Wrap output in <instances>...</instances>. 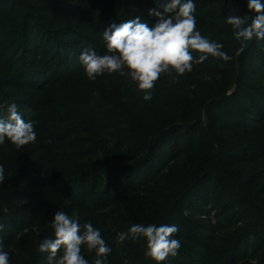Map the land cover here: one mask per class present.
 <instances>
[{"label":"trees","instance_id":"16d2710c","mask_svg":"<svg viewBox=\"0 0 264 264\" xmlns=\"http://www.w3.org/2000/svg\"><path fill=\"white\" fill-rule=\"evenodd\" d=\"M120 1L108 0L94 17L85 10L82 16L93 19L76 44L106 54L104 29L137 17L151 26L156 17L149 10L166 2ZM217 1L193 0L201 4L195 12L196 30L221 43L230 59L209 57L207 64H193L194 71L183 76L175 71L162 74L158 80L162 85L151 90V100H144L143 91L119 73L88 79L79 60L82 52L69 51L70 45L49 53L50 43L40 38L36 2L0 0V72L7 74L0 80V90H12L0 93V108L15 102L38 112L43 95L57 87L62 95L51 98L50 106H63V119L56 123L68 126L53 133L56 137L50 142L55 150L47 154L52 167L46 171L67 165L66 171L56 169L64 177L38 182V190L12 177L0 188V222L3 217L18 219L4 223L5 227L20 239L37 225L40 239H54L52 225L40 226L42 209H32L37 204L30 203L53 194V201L64 200L58 211L78 218L81 225L91 222L100 231L111 248L106 259L100 257L106 264H157L145 256L143 239L116 243L118 234L134 225L128 221L178 226L173 236L181 242L178 255L160 264H247L249 260L264 264V40L254 37L240 57L245 47L226 23L227 14L213 7ZM236 2L249 13L250 24L256 14L249 11V0ZM50 8L61 11V6ZM223 63H228L224 72L217 68ZM167 74L178 76L172 82ZM28 91L39 93L40 102L35 96L20 95ZM0 117L6 116L0 113ZM202 128L203 144L193 136L181 139V134L190 136ZM199 149H206L213 159L206 168L192 167L176 189L173 184L163 188L161 181L168 171ZM212 178L217 180V191L211 190ZM53 183L59 187H50ZM154 183L155 193L148 189ZM45 186L47 191H42ZM197 216L200 219L194 222ZM213 216L215 225H211ZM85 247L81 254L92 264L96 253ZM47 253L38 251L36 264H43Z\"/></svg>","mask_w":264,"mask_h":264},{"label":"clouds","instance_id":"9594fccd","mask_svg":"<svg viewBox=\"0 0 264 264\" xmlns=\"http://www.w3.org/2000/svg\"><path fill=\"white\" fill-rule=\"evenodd\" d=\"M249 11L255 16L245 26V18L231 15L225 19L231 25L235 38L247 46L254 37L264 40V3L249 0ZM196 5L193 0H166L160 9H150L156 17L149 26L140 18L122 23H112L103 31L106 54L98 55L92 48H86L79 57L85 67L88 79L95 80L105 72L119 73L129 77L139 90L146 93L144 100H151V90L162 74L175 71L179 76L191 72L193 64H201L209 57L228 61L230 57L223 51V45L202 36L196 30ZM198 53L194 56L193 53ZM8 139L17 148L34 142L37 138L32 121H26L12 103L7 116L0 117V145ZM5 169L0 165V183L5 181ZM54 239L44 238L39 243V252H48V264H89L81 254L82 246L88 252L95 251L92 264H104L111 253L100 231L92 223L81 225L64 211H57L52 219ZM3 225L0 224V230ZM179 232L176 225L134 224L127 232L118 234V241L131 239L145 241V256L157 264L168 257L178 255L181 248L179 239L173 238ZM62 250V254L58 256ZM0 264H9V253L3 249L0 240Z\"/></svg>","mask_w":264,"mask_h":264},{"label":"rangeland","instance_id":"374dc122","mask_svg":"<svg viewBox=\"0 0 264 264\" xmlns=\"http://www.w3.org/2000/svg\"><path fill=\"white\" fill-rule=\"evenodd\" d=\"M32 1L36 2L35 5L38 10L36 17L41 24L39 30L40 31L39 33H41L40 38L44 37L46 43L49 42L51 45V49L49 53L53 50L54 47H58L61 45L62 46L70 45V47H68L69 51L72 49L74 51L83 52L86 48H89L88 46L85 45V43L76 44L77 42L75 41H80L81 33L82 34L88 33L87 28L89 27V25L87 24V22L92 20L93 19L92 17H94V15L101 9V7H104V5L108 3V0H85V1L80 0L81 4H78L79 0H32ZM62 1H65L66 5L65 4L61 5ZM195 5H196V9L201 8V4L198 3ZM214 5L215 6L213 7H215L220 13L227 14L228 17L231 15H237L238 11L244 10L239 4H237L236 0H218ZM59 6H61L60 13H58L56 9L50 8V7H59ZM85 10L92 12L93 13L92 17H88V16L83 17L82 15ZM121 14L123 15L122 10H121ZM202 27L203 26H201L199 29H201ZM53 60L55 65L57 63L56 58L53 57ZM208 62H209L208 60L204 61L205 64H207ZM227 66L228 63H223L218 65L217 68H220L224 72ZM61 70H65V67L62 68ZM193 71L194 70H192L191 72ZM165 76H168V78L173 82L178 75L167 74ZM6 77L7 74H4V72L1 71L0 80L1 79L5 80ZM158 85H162V83L157 81L155 87ZM155 87L153 89H156ZM78 88H80V86H78ZM51 89L52 91L47 92L43 95L42 104L39 106L38 112H35L33 110H27V108H24L19 104H17L18 111L23 116V119H28L26 121H32L34 123V129L36 131L37 138L34 142L28 143L20 148H17L15 145H13L7 138L5 139V143L3 145H0V165H2L5 169V178H6L3 183H0V188L11 182L12 177L17 179L19 183L20 182H23V184L31 183L33 187H36L35 190H38L37 188V186L39 185L38 182L49 183V181H52L53 178L57 179L60 176L64 177L65 174H63L62 171L67 170L66 169L67 165L57 166L56 169H61L62 171L56 169L54 170L49 169V172L46 171L48 167L49 168L52 167L49 163L50 158H48L49 156L47 154L52 150H55L53 149V146L50 142V140L53 137H56L53 135V133L58 130H62V129L65 130L68 127L66 124L56 123L61 119H63L62 118L64 115L62 114L63 106L57 105L52 107L50 105L53 102L52 99H55L56 96L62 94L57 89V87H53ZM6 92H12V90H8V91L0 90V93H6ZM141 93H143L144 95L146 94L144 92ZM20 95L35 96V98L38 99V101L40 102V94L37 92L28 91V92H23ZM236 104L239 105L238 102H236ZM1 107L2 108H0V113H2V115L7 116L8 108H5V106H1ZM203 130L204 129L202 128L197 134H191L190 136L186 134H181L182 135L181 139H185L187 138V136L190 138L191 136H193L195 142L200 143L201 141L203 144V138H202L204 136ZM59 143L61 142L59 141ZM205 150L204 151L200 149L197 150L199 152H195V154H192L190 160L188 158L179 161L180 165L168 171L167 176H165L164 179H162L161 181L162 187L166 189L167 187L169 188L170 186L169 184H173V189H176V187L178 186V182L182 180L185 177V175H187L188 172L191 171L192 167H194L195 169L198 168L199 166L201 168L202 167L206 168V163L210 162L213 159L208 158ZM249 177H251V173ZM205 180L207 184L211 182L210 178H207ZM216 182L217 180L214 181L212 178L213 184L211 186V190L214 189L215 191H217ZM262 185L263 184H260L258 187H261ZM50 187H59V185L53 183ZM157 188L158 187L154 183L148 189H150L153 193H155L154 191L158 190ZM47 189H48L47 186L41 188L42 191H47ZM52 192L57 195V192H55L54 190ZM152 192L149 191L147 195H150ZM161 192L162 191H160L159 193ZM52 195L53 194H51V196H48L46 199H42V200L37 199L30 201L31 205L37 204L33 206L32 209L39 208L42 209L43 211V214L40 216L42 217L40 218L41 220L40 226L42 225V223L46 224L47 226L52 225V219L55 213L64 204L63 199H58L53 201ZM212 199H214V196L212 197ZM68 215L70 214L68 213ZM32 217L34 218L35 215H32ZM205 218L208 217L205 215ZM2 219L3 220L0 222V224L3 225V229L0 230V240H2L3 249L9 253V264H36L38 259L36 258V255L39 251V243L44 239L42 237L40 239L37 228L38 226L37 225L35 227L32 226L31 230L29 228L28 233L26 235H23L19 239L17 234H14V232L10 231L4 225V223L6 222L15 223L16 221H18V219L15 218L14 220H12L10 217H6V218L3 217ZM199 219L200 217L197 216L194 222H198ZM211 220H212L211 225H215L217 223L214 216L211 217ZM29 221L30 220H27L26 222L28 223ZM128 223L135 224L136 222L128 221ZM118 242L119 241L117 238L116 243ZM219 247H221V245ZM84 250L85 251L87 250L86 247ZM48 256L49 253L44 254L42 256L43 264H46V262L48 264L47 261ZM227 257L228 254L226 255L225 258ZM225 258H222L221 261H225ZM108 261L110 260L108 259ZM106 262L107 261L104 260V264H106ZM247 264H256V262L249 260Z\"/></svg>","mask_w":264,"mask_h":264},{"label":"water","instance_id":"95a60500","mask_svg":"<svg viewBox=\"0 0 264 264\" xmlns=\"http://www.w3.org/2000/svg\"><path fill=\"white\" fill-rule=\"evenodd\" d=\"M237 16H241V17H244L245 18V26L248 25V23L250 22V15L249 13H247L246 11L244 10H240L238 11V14ZM244 45V44H243ZM244 49L241 51L240 53V57L242 56V54H244L245 52H247L249 50V48L251 47V41L248 42L247 46L244 45Z\"/></svg>","mask_w":264,"mask_h":264}]
</instances>
